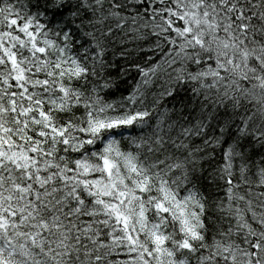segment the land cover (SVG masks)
<instances>
[{
	"label": "snow or ice",
	"instance_id": "obj_1",
	"mask_svg": "<svg viewBox=\"0 0 264 264\" xmlns=\"http://www.w3.org/2000/svg\"><path fill=\"white\" fill-rule=\"evenodd\" d=\"M0 264H264V0H0Z\"/></svg>",
	"mask_w": 264,
	"mask_h": 264
}]
</instances>
